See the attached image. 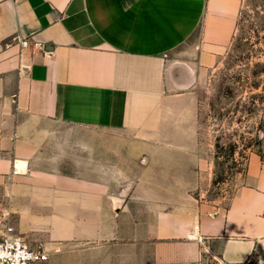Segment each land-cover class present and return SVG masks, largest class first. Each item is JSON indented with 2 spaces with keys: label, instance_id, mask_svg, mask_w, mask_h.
Masks as SVG:
<instances>
[{
  "label": "crops",
  "instance_id": "0c3cea01",
  "mask_svg": "<svg viewBox=\"0 0 264 264\" xmlns=\"http://www.w3.org/2000/svg\"><path fill=\"white\" fill-rule=\"evenodd\" d=\"M243 4L0 0V205L32 245L60 264H264V154L224 206L195 196L213 172L196 90Z\"/></svg>",
  "mask_w": 264,
  "mask_h": 264
},
{
  "label": "rangeland",
  "instance_id": "374dc122",
  "mask_svg": "<svg viewBox=\"0 0 264 264\" xmlns=\"http://www.w3.org/2000/svg\"><path fill=\"white\" fill-rule=\"evenodd\" d=\"M195 98L200 131L213 146L212 178L195 196L221 207L234 193L250 154H264V0H244L234 40ZM77 252H71L74 264H80ZM62 254L68 255L51 252L50 264L57 258L60 264Z\"/></svg>",
  "mask_w": 264,
  "mask_h": 264
},
{
  "label": "built area",
  "instance_id": "2783aa9c",
  "mask_svg": "<svg viewBox=\"0 0 264 264\" xmlns=\"http://www.w3.org/2000/svg\"><path fill=\"white\" fill-rule=\"evenodd\" d=\"M0 264H50V252L32 245L19 232L3 205H0Z\"/></svg>",
  "mask_w": 264,
  "mask_h": 264
}]
</instances>
